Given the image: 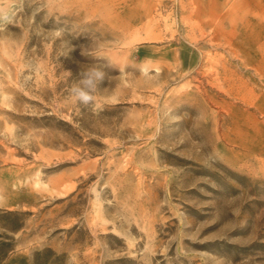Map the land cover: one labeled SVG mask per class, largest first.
<instances>
[{"label": "rangeland", "instance_id": "rangeland-1", "mask_svg": "<svg viewBox=\"0 0 264 264\" xmlns=\"http://www.w3.org/2000/svg\"><path fill=\"white\" fill-rule=\"evenodd\" d=\"M0 264H264V0H0Z\"/></svg>", "mask_w": 264, "mask_h": 264}, {"label": "clouds", "instance_id": "clouds-1", "mask_svg": "<svg viewBox=\"0 0 264 264\" xmlns=\"http://www.w3.org/2000/svg\"><path fill=\"white\" fill-rule=\"evenodd\" d=\"M105 79V72L97 66L83 69L80 78L69 89V95L85 107L92 105L96 99L98 85Z\"/></svg>", "mask_w": 264, "mask_h": 264}]
</instances>
